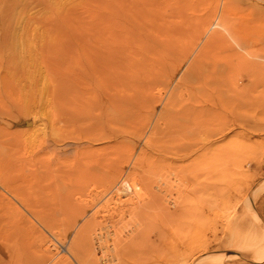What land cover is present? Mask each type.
<instances>
[{
    "label": "rangeland",
    "instance_id": "obj_1",
    "mask_svg": "<svg viewBox=\"0 0 264 264\" xmlns=\"http://www.w3.org/2000/svg\"><path fill=\"white\" fill-rule=\"evenodd\" d=\"M158 1L161 30L119 59L112 100L87 97L80 132L47 27L95 3L0 0V264H264V0ZM206 45L203 76L228 86L210 113L186 92Z\"/></svg>",
    "mask_w": 264,
    "mask_h": 264
},
{
    "label": "bare ground",
    "instance_id": "obj_2",
    "mask_svg": "<svg viewBox=\"0 0 264 264\" xmlns=\"http://www.w3.org/2000/svg\"><path fill=\"white\" fill-rule=\"evenodd\" d=\"M18 1L21 2L23 0ZM156 1L158 0H87L89 3H95L97 11L95 13L93 12L94 14H92V17H90L85 25L83 23L84 26H69L70 28L66 29L63 28L64 25L63 27L57 26L56 28L50 26L47 27L49 33L52 34V32H56V34L54 33V35L49 38L50 40L48 44L49 46H52L53 50L51 51V55L55 52L66 54L68 55L67 58H69L65 59L67 60L66 64L64 62L67 72L64 91L63 93L55 92L54 97L56 102L63 103V106L67 111L65 116L66 120L69 121V123H74L78 128V131L81 132L85 128L83 127V124L86 119L87 97L90 94H106L112 100L111 93L116 87L119 59H122L125 55L126 57L129 56V54L133 53V48L137 46L143 50V44L145 45L148 39L155 37L158 31L161 30L157 27L156 20L152 19V16L150 17V15H153L154 10H158V6L156 8ZM183 1L184 0H182V2ZM196 1L194 3H196ZM176 3L177 2H175V4ZM168 4L167 7H169ZM57 5L59 6V4ZM192 13L195 12L192 11ZM188 15L190 16L189 13ZM150 19H152V23ZM181 24L183 25V23ZM224 38V35L218 32L212 36V39L217 40H222ZM58 41H62V44L65 45L66 48L59 50L60 47H56ZM206 48L207 45L201 50L200 54L196 57V60L192 62V67H190L192 72L194 69H197L198 71L201 67V63L205 62L202 57L205 55ZM49 54L50 51L48 53L46 50L42 53V56L46 61H49V58H51ZM2 55L3 53L0 50V56ZM209 63H211V60H209ZM216 73L217 71L213 72L211 68L209 73L206 76H203L200 69L196 76L193 75V81L190 82L186 91L189 99L192 102L197 103L198 107L201 108L200 110L206 111L207 113H210L212 108H225L227 104V98L224 93V88L228 87L227 82L225 83L223 81L224 76L222 74L217 75ZM208 90H211V95H209ZM197 96L203 101L199 102L195 100ZM202 103L204 105H200ZM87 109L89 110V108ZM66 124H68V122H66ZM133 186V191H136L134 192L135 196L140 198L142 196L140 187L138 185ZM111 200L114 201L115 199L112 198ZM251 227L253 229V234L248 242L250 252L254 251L259 245L261 238H258V235L263 230L259 222L256 220H253ZM260 228L261 231L258 233ZM262 242H264V240Z\"/></svg>",
    "mask_w": 264,
    "mask_h": 264
}]
</instances>
